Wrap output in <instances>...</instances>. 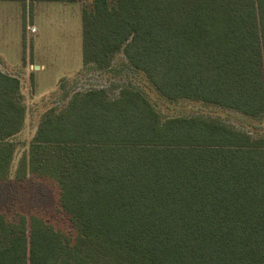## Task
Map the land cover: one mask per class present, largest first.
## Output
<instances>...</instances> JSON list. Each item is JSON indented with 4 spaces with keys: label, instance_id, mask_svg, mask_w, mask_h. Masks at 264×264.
I'll return each mask as SVG.
<instances>
[{
    "label": "trees",
    "instance_id": "obj_1",
    "mask_svg": "<svg viewBox=\"0 0 264 264\" xmlns=\"http://www.w3.org/2000/svg\"><path fill=\"white\" fill-rule=\"evenodd\" d=\"M82 22L86 65L123 53L170 103L264 115V0H95ZM20 91L0 69V180L25 123ZM31 150L30 174L57 188L71 230L0 211V264H264V137L163 119L125 88L49 112Z\"/></svg>",
    "mask_w": 264,
    "mask_h": 264
},
{
    "label": "rangeland",
    "instance_id": "obj_2",
    "mask_svg": "<svg viewBox=\"0 0 264 264\" xmlns=\"http://www.w3.org/2000/svg\"><path fill=\"white\" fill-rule=\"evenodd\" d=\"M94 1L35 3L26 8L17 2H0V69L19 79L26 110L22 131L10 140L14 144L10 176L0 180V211L11 221L36 216L56 229L71 230L69 219L58 207L57 188L30 174V162L32 144L45 116L66 109L76 95L104 90L116 99L123 89L134 88L148 97L163 119L206 117L253 140L264 137V115L252 118L197 102H168L129 66L123 53L116 55L108 69L86 65L82 19Z\"/></svg>",
    "mask_w": 264,
    "mask_h": 264
}]
</instances>
